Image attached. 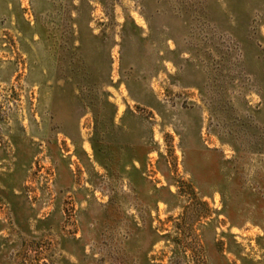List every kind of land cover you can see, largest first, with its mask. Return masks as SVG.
<instances>
[{
  "label": "rangeland",
  "instance_id": "1",
  "mask_svg": "<svg viewBox=\"0 0 264 264\" xmlns=\"http://www.w3.org/2000/svg\"><path fill=\"white\" fill-rule=\"evenodd\" d=\"M0 264H264V0H0Z\"/></svg>",
  "mask_w": 264,
  "mask_h": 264
}]
</instances>
